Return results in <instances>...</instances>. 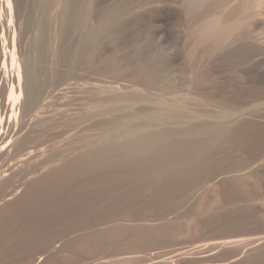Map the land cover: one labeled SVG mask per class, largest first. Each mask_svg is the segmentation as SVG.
<instances>
[{"label":"rangeland","instance_id":"374dc122","mask_svg":"<svg viewBox=\"0 0 264 264\" xmlns=\"http://www.w3.org/2000/svg\"><path fill=\"white\" fill-rule=\"evenodd\" d=\"M239 1H242L241 4ZM249 1L229 0L226 4H218L216 11L224 15L221 16V20L225 23L235 18L226 14L236 4H239V7L241 5V10L243 9L244 11L242 10L243 12H241L240 8H238L239 10L237 9L235 16L244 17L246 15V17H244L245 20L243 18V24L237 30L238 32L233 35L234 37H231L232 39L221 41V44L219 42V44L217 43L218 45H213L214 47L211 49V47L198 45L197 38L192 33L198 22L203 17L206 18L208 14L206 5H203L205 8L203 6V8L201 6H197L198 8L184 6L186 8L184 9L183 0H131L130 4L132 7L127 8L128 13L121 14L116 5L118 3L117 0H70V12L66 16L69 20L67 23H70L71 26L66 25L60 37L58 34L59 27L52 21L54 20L53 18L59 16V5L49 6L48 4L46 6V0L45 2L44 0H0V22L4 23V25L0 23L3 26L0 27V34L3 33L2 39L0 38V132L2 133H0V144H4L0 146V175L2 174L0 176V264H264V0H260V2L257 0L258 3H261V6L256 7L251 6ZM188 7L191 9L188 10ZM44 16H50L49 20H47L48 24L44 29L45 31H43L46 40L44 41L45 38L43 37L41 44L37 43L36 45L37 35L39 34L37 32L40 30L38 27L41 26ZM5 17L11 18V22ZM70 20L74 21L70 22ZM104 25H107L108 29L106 28L103 32L101 31L102 33L95 35L91 44H84L81 41L90 28L94 30V28L98 27L96 30H99L102 26L104 28ZM48 28L50 29L48 30ZM49 38H53L52 42ZM49 45L53 46L50 48ZM48 47L49 50L47 49ZM55 49L56 52L54 51ZM139 58H144L155 64L156 68H158L155 76L158 73L159 76L155 78L150 76V78L148 75L144 79L145 83L144 81L143 83L133 82V75L136 73L137 69L135 67ZM23 66L27 68L26 70L33 69L35 71L36 81H40V83L38 82L41 89L39 93L42 96L49 95V98L46 97L44 100L46 103L43 101L45 104H42V112L45 111L44 113L46 114L41 118V124L43 122L41 127L46 125L45 127L43 126L45 129L41 128L43 136H46L45 138L42 136L43 145L41 147L46 149L44 157L43 155L41 156L43 159L37 155L35 157L34 151H32L31 157H27L28 160L22 158L23 151L21 149L23 147L21 139L30 130L29 128L23 129V115L21 114L20 116L18 114L20 110L21 112L25 110V106H22V103L26 94L22 85L23 79L20 78L23 76ZM18 67L20 68L18 69ZM44 67H47L49 72ZM14 68H16V71ZM17 70L21 71H19L20 74ZM43 78H46L45 81H42ZM93 82H97L100 85L102 83L103 85L117 84L113 86L122 88L117 87V90L109 88L114 93L119 92L118 94L121 95L117 94L118 96H115L113 94L115 98L112 94L111 98L110 95L102 94L103 92L101 95L100 92L97 93L98 89L95 91V88L92 87L94 85ZM67 84H69L70 89H68ZM74 84L76 89L74 88L75 90L71 91ZM60 85H66L67 88L62 87L64 88L62 89ZM77 86L79 89H77ZM59 87L60 89H58ZM50 90L51 93H49ZM60 90L64 92L62 93ZM104 90H106L105 93L108 92L107 94H109L110 89L104 88ZM99 91L101 90L99 89ZM59 92L62 95L56 94ZM172 93H175L174 96L181 98L179 100L181 107L169 111L170 118L181 119L183 113L191 110L192 112L190 111L189 113H206L205 115L208 114V116L202 114L204 118L216 120L218 119L217 111L221 109L222 111H231L230 115L232 116L228 123L236 126V128L238 127V130L236 128V130L232 129V131L224 135V138L215 143V149H208L209 152L207 150H195V152L203 153V156L197 153L198 157L196 154H192L195 158L197 157L196 162L199 156L203 157L200 158L199 163L197 162L198 165H200V161L207 159L204 163H201L202 165L204 164V169L196 164V167L192 166V169L187 171L195 172L194 170H196L195 173L197 174L191 172L193 177L189 174L190 172L188 173L191 176L189 179L187 178L189 175L186 172H182L183 175L181 172L180 174L178 173L180 177L178 174L175 176L180 183L183 182L180 180L181 178L182 180L184 177V180L187 178V184L186 182L185 184L183 183L187 187L184 185L183 187L179 186V183H177L178 185L173 183L175 190L178 186V191L173 188L171 194L168 192V195L167 193V198L164 196L166 199L162 197L161 199L158 196L161 200L158 197L154 198V200L151 198V200L149 196L146 197L145 195V198L143 194H140V196L138 195L139 197L136 196V200L131 202L132 204L136 202L134 206L131 203L127 204V207L125 206L126 210H124L125 216L123 214V219L120 218L117 221L93 220L94 222H87L83 225V222L76 221V223L73 221L76 224L73 226L71 225L73 224L71 223L72 221L69 222V226L67 224L64 226L65 222L68 223V219H64L63 223L62 221L53 220V216L58 218L60 215L50 211H54V203L58 205L60 202L64 210L70 207L75 200V202L84 204L86 197L82 198V196L88 193L77 189V187H80L81 182L59 183L60 190H57V185L48 186V188L45 187L47 192L42 188L45 192H42L43 194L37 192L39 188H36L37 190L35 188L31 189V198L27 202L31 184L36 183L39 179L48 176L53 171L67 164L68 159L77 154V152H74L76 149L82 151L80 148H83L81 144L84 143V139L92 138L90 140L94 141L97 137H99L97 139H105L112 136L120 129L118 125L127 123L130 125V119L133 116H135L134 118L138 116L136 122L138 121L141 124H144L143 122L149 118H158L159 106L157 105V99L165 96L173 97ZM183 93L185 96H183ZM98 95L101 97H97ZM103 97H107L108 100L111 98L112 100L110 99L107 104V99L104 101ZM7 98H11L9 108L6 105L4 106ZM116 98H119L118 101H116ZM189 98L191 99L189 100ZM183 99H187V101ZM98 100L102 104H99L100 102L97 103ZM129 101H135L134 105L132 102L130 104ZM206 102L209 103L207 104ZM13 103L15 105H12ZM83 103L86 105L83 106ZM75 104H77L76 107ZM116 104L119 105L116 106ZM120 104L122 105L120 106ZM80 105L81 107L83 106L82 109ZM89 106L91 107L89 108ZM94 106L96 109L99 107V110L94 109ZM101 107L105 110L103 111ZM77 108L82 112L78 111ZM118 109L120 110L118 111ZM11 110L14 114L11 113ZM14 110L17 111L15 112ZM47 111H50L51 114L46 113ZM99 111L100 113H97ZM133 111L135 115L131 116ZM89 113L90 115H88ZM180 113L182 114L180 115ZM70 114H74L72 116L76 114V118L70 117ZM96 115L97 117H95ZM51 116L52 119H49ZM42 119L47 120H44V123ZM48 126L49 129H47ZM50 128L52 129L51 131ZM248 128L252 129L249 130ZM74 129L76 130L74 131ZM239 130L240 132L237 134L235 131ZM242 132L247 136V139H244L245 142L243 140L244 136L240 135V133L243 134ZM48 134V138H52V141L51 139L49 140L53 145L47 139ZM71 134L75 135L72 136ZM12 137L15 138L12 139ZM60 138L63 139L64 144H67L66 147H68V143L71 144L77 140V144L80 146H78L79 148L75 147L72 143V148L75 150L67 149L74 153L70 152V156L68 153V156H65L64 153L66 154V152L63 151L66 150L68 152V150L65 149L64 144L61 145L62 141H58ZM53 141L59 142V145L54 146ZM48 144L50 149L44 146ZM70 144L69 146H71ZM216 145H219V150L216 149ZM51 146L56 147L57 150L55 148L51 151ZM60 146H64L63 149ZM58 147L61 149L60 151ZM29 148L33 149V147H28L27 150ZM212 150H214L213 154L210 152ZM5 151L7 155H4L6 154ZM56 151L57 154H55ZM60 152H63L60 154L61 156L58 154ZM195 152L193 151V153ZM54 154L61 157V159L58 158L60 160L57 161V156L55 157ZM51 155L55 158H52ZM204 155L210 159V164H212H209L210 167L207 166L208 158H205ZM46 156L51 157V159L46 158ZM36 158L39 159L37 160ZM30 160L32 161L29 162ZM42 160L45 162H42ZM38 162L40 165H38ZM35 168H37V171ZM38 168L40 169L38 170ZM193 168H197L198 171ZM199 168L201 172L204 170V173L199 172ZM211 168H214V171ZM184 173L186 174L185 176ZM190 179L191 181H189ZM178 180L177 182H179ZM69 185L70 187L72 186L70 190L67 189ZM52 187L54 188L51 190ZM54 189L56 192H54ZM60 191L67 192L63 194L66 197L63 195L59 197L58 192ZM69 198L72 199L70 200ZM25 201L26 203L24 204ZM148 201L153 203L149 202L148 204ZM138 202L140 204H137ZM141 202L142 205L147 206L148 204V207L141 206ZM136 205H139V207H135ZM128 207L133 209L127 210ZM134 207L135 210L137 208V211H133L131 214L130 212L134 210ZM48 211L50 213H47ZM128 212L130 216L127 214ZM134 212L139 213L137 215ZM66 215L68 216L67 213ZM131 215L134 216L131 217ZM67 216L65 217V214L61 215V217L65 218H68ZM128 216L131 218L136 216L138 219L133 218L131 220L130 218V221ZM109 227L110 232L106 231V233L104 230H108ZM100 230L103 231L101 232ZM94 231L95 233H102L100 235L102 239H97L96 237H100L96 236L97 234H94ZM90 232L91 234H89ZM91 235L96 237L94 236L93 238ZM103 235L106 237L104 238ZM82 236H86L88 239Z\"/></svg>","mask_w":264,"mask_h":264},{"label":"bare ground","instance_id":"6f19581e","mask_svg":"<svg viewBox=\"0 0 264 264\" xmlns=\"http://www.w3.org/2000/svg\"><path fill=\"white\" fill-rule=\"evenodd\" d=\"M69 1L70 0H46V6H48V4H49V6L50 5H59V7H60V11H59V13H58V15L59 16H56L55 18H53L54 20H52L53 22H54V24H56L58 27H59V32H58V34L60 35V37H61V35L63 34V30H65L64 28H65V26L66 25H68V26H71V24L70 23H67V21H69L68 19H67V16L66 15H68V13L70 12V4H69ZM118 1V3L116 4L117 5V7L119 8V10H118V8H117V10L118 11H120V13L121 14H127L128 13V9L127 8H131L132 6H131V4H130V2H131V0H117ZM210 0H183V8L184 9H186L185 7L186 6H191V8H192V6L195 8H198L199 6H203V5H206V12L208 13L207 15H206V18H204V20H203V18L198 22V25L192 30L193 32V35H195L196 36V38H197V43H198V45H200V46H204V47H208V48H210L211 47V49H212V47H214L213 45H216L217 43L219 44V42H220V44H221V41H224V40H228L229 38H231L233 35H235L236 34V32H238L237 30L239 29V27L243 24V21L245 20V18L244 17H246V15L244 16V17H242V16H239V15H237V16H239V17H237V16H235V14H236V12H237V9L238 8H240V10H241V5H240V7H239V4L237 5H233L229 10H228V12H227V16H234L235 18L232 20V21H226L227 23H225L224 21H222L221 20V16H224L223 14H220V13H218V11H216V8H217V6H219L218 4H226L227 2H229V0H215L214 2H213V0L212 1H210ZM249 1V0H248ZM44 2H45V0H44ZM209 2V3H208ZM240 2V1H239ZM242 2V1H241ZM241 2H240V4H241ZM247 2V1H246ZM249 2H251L250 4H251V6H254V7H256V6H261V3H258L257 2V0L255 1V0H251V1H249ZM259 2H260V0H259ZM249 4V5H250ZM257 4V5H256ZM258 4H260V5H258ZM44 5V6H45ZM248 5V6H249ZM185 6V7H184ZM198 6V7H197ZM188 7V10L189 9H191V8H189ZM204 7V6H203ZM202 7V8H203ZM194 8H193V10H194ZM205 8V7H204ZM249 8H251V7H249ZM260 8V7H259ZM258 9V8H257ZM239 10V9H238ZM243 10V9H242ZM241 10V12H243ZM250 10V9H249ZM238 13H239V11H238ZM225 15V16H226ZM49 17L50 16H44V18H43V21H42V24H41V26H39L38 28L40 29V30H38V32H37V39H36V45H37V43L38 44H41V41H43V37H44V32L43 31H45L44 29H45V27H46V25L48 24V22H47V20H49ZM248 17V16H247ZM6 18V17H5ZM243 18H244V20H243ZM7 20L9 19V22H11L10 21V19L11 18H6ZM5 19V20H6ZM52 19V18H51ZM3 20V19H2ZM1 20V21H2ZM4 20V21H5ZM12 20V19H11ZM56 20V21H55ZM71 21H74V20H70V22ZM8 22V23H9ZM1 24H2V22H0ZM5 23H7V22H5ZM10 24V23H9ZM2 25H4V23L2 24ZM6 25V24H5ZM73 25H75V24H73ZM72 25V26H73ZM10 26V25H9ZM35 26V25H34ZM67 26V27H68ZM105 26V25H104ZM0 27H3V26H1L0 25ZM5 27H7V26H5ZM57 27V28H58ZM8 28V27H7ZM100 28V27H99ZM108 29V26L106 25L104 28H103V26L101 27V29H99V30H96V29H98V27L95 29L94 28V30H96V31H94V30H91V28L86 32V35L84 36V38L83 39H81V41H83V43L84 44H91V42H92V40H93V38H94V36L95 35H98V33H100L101 31L103 32V30L104 29ZM4 29V28H3ZM50 28H48V30H49ZM56 29V28H55ZM47 30V29H46ZM68 30V29H67ZM3 31V30H2ZM4 31H5V29H4ZM3 31V32H4ZM8 31V30H7ZM56 31V30H55ZM94 31V32H93ZM48 32H52V31H48ZM101 32V33H102ZM1 33V32H0ZM6 33V32H5ZM47 33V32H46ZM36 34V33H35ZM47 34H49V33H47ZM55 34V33H54ZM238 34V33H237ZM3 35V33L2 34H0V38H1V36ZM51 35H52V33H51ZM8 36V35H7ZM6 36V37H7ZM54 36V35H53ZM5 37V36H4ZM9 37H10V35H9ZM59 37V38H60ZM234 37V36H233ZM232 37V38H233ZM45 39H44V41L46 40V36L44 37ZM231 38V39H232ZM2 39V38H1ZM1 39H0V41H1ZM6 39V38H5ZM50 39V38H49ZM53 39V38H52ZM52 39H50V41L52 42ZM4 40V39H3ZM47 40H48V36H47ZM49 41V40H48ZM47 41V42H48ZM79 41V40H78ZM81 41H79V42H81ZM3 42V41H2ZM57 42V41H56ZM78 42V43H79ZM225 42H227V41H225ZM225 42H223V43H225ZM34 43V42H33ZM58 43V42H57ZM82 43V42H81ZM48 44H50L49 42H48ZM217 44V45H218ZM35 45V46H36ZM54 45V44H53ZM53 45H49L50 46V48H51V46H53ZM37 47V46H36ZM39 47V46H38ZM47 47V46H46ZM55 47V46H54ZM58 47V46H57ZM53 48V47H52ZM56 48V47H55ZM48 50H49V47L47 48ZM59 49V48H58ZM37 50V49H36ZM42 50V49H41ZM214 50V49H213ZM212 50V51H213ZM38 51H40V50H38ZM43 51H44V49H43ZM42 51V52H43ZM50 51H52V50H50ZM55 52H56V49L54 50ZM209 51V50H208ZM46 52V51H45ZM161 52H162V50H161ZM161 52H160V54H161ZM43 54H44V52H43ZM68 54V53H67ZM44 56V55H43ZM228 56H229V54H228ZM43 58V57H42ZM45 58V57H44ZM57 58V57H56ZM55 59V58H54ZM73 59V58H72ZM57 60H59V59H57ZM66 60V59H65ZM2 61V60H1ZM62 61V60H61ZM68 61V60H67ZM72 61V60H71ZM6 62V61H5ZM35 62V61H34ZM41 62V61H40ZM57 63H58V61H57ZM3 64H5V63H3ZM12 64V63H11ZM31 64V63H30ZM34 64V63H33ZM32 64V65H33ZM37 64V63H36ZM38 65L40 66V64L38 63ZM66 65V64H65ZM72 65V64H71ZM75 65V64H74ZM135 65H136V63H135ZM4 66H6V65H4ZM10 66H12V65H10ZM25 66V65H24ZM22 67V77H20L21 79H23V89H25V99H24V101H23V103H22V106L24 105L25 106V110H23L22 112H21V110L18 112V114L21 116V114L23 115V125H22V127H23V129H30L29 130V132L21 139V143H22V147H23V149H21L22 151H23V156L21 155V154H19V155H21L22 156V158H26L27 159V157H29L31 154H32V151H34L35 152V157H36V155L37 156H39V158L43 155V157H44V155H45V152H46V149H44L43 147H41V145H43V143H42V141H43V139H42V136H43V134H42V132L43 131H41V128L43 129L44 127L42 126L41 127V125L43 124V122H42V124H41V118H42V116H44V112L45 111H43L42 112V110H43V106H42V104L45 102L44 100L46 99V97H48V96H46L45 94V96H42L39 92H40V88H39V83H40V81H36V77H35V71H33V69H31V70H26L27 68H25V67ZM35 66V65H34ZM34 66H32V67H34ZM16 67V66H15ZM27 67V66H26ZM31 67V68H32ZM41 67H43V66H41ZM73 67V66H72ZM91 67V66H90ZM135 67V66H134ZM160 67V66H159ZM4 68H6V67H4ZM20 67H18V69H19ZM40 68V67H39ZM39 68H38V70H39ZM120 68V67H119ZM136 69V73L133 75V82H140V83H143V81H144V79H145V77L146 76H148L149 75V77L150 76H152L153 78H155V77H157V76H159V73H158V75L157 76H155L157 73V71H156V69H158V68H156V66H155V64H153V63H151L149 60L147 61L146 59H144V58H139L138 59V62H137V65H136V67H135ZM13 69V68H12ZM15 69V71H16V68H14ZM44 69H46L47 70V67L45 68L44 67ZM49 69V68H48ZM50 69H53V68H50ZM91 69V68H90ZM122 69V68H121ZM5 70V69H4ZM8 70V69H7ZM43 70V69H42ZM123 70V69H122ZM18 71V70H17ZM20 71V70H19ZM19 71H18V73H19ZM48 71V70H47ZM51 71V70H50ZM90 71V70H89ZM21 72V71H20ZM49 72V71H48ZM52 72V71H51ZM60 73V72H59ZM124 73V72H123ZM134 73V72H133ZM156 73V74H155ZM162 73V72H161ZM183 73V72H182ZM189 73H191V72H189ZM20 74V73H19ZM37 74H38V72H37ZM36 74V75H37ZM52 74V73H51ZM63 74V73H62ZM192 74V73H191ZM7 75V74H6ZM41 75V74H40ZM46 75H47V73H46ZM70 75V74H69ZM78 75V74H77ZM188 75H190V74H188ZM132 76V75H131ZM130 76V77H131ZM187 76V75H186ZM196 76H200V75H196ZM19 77V76H18ZM38 77V76H37ZM75 77H78V76H75ZM80 77V76H79ZM78 77V78H79ZM148 77V78H149ZM161 77V76H160ZM42 78V77H41ZM41 78H39V79H41ZM67 78V77H66ZM148 78H147V80H148ZM151 78V77H150ZM184 78H185V76H184ZM187 78V77H186ZM197 78V77H196ZM203 78V77H202ZM7 79V78H6ZM20 79V80H21ZM46 79V78H45ZM45 79L43 78V80L42 81H45ZM128 79V78H127ZM194 79V78H193ZM198 79V78H197ZM200 79V78H199ZM38 80V79H37ZM77 80V79H76ZM150 81H151V79H149ZM184 80V79H183ZM69 81V80H68ZM149 81V82H150ZM157 81V80H156ZM201 81V80H200ZM200 81H198L200 84H201V82ZM20 82V81H19ZM50 82V81H49ZM77 82H78V80H77ZM81 82V81H80ZM131 82H132V80H131ZM155 82V81H154ZM197 82V81H196ZM16 83H18V82H16ZM43 83V82H42ZM41 83V84H42ZM70 83V82H69ZM73 83V82H72ZM76 83V82H75ZM85 83V82H84ZM91 83V82H90ZM108 83V82H107ZM106 83V84H107ZM112 83V82H111ZM144 83H145V81H144ZM148 83V82H147ZM80 84V83H79ZM93 86L92 87H94L95 88V91H96V89H98V91H97V93L98 92H100V94L102 93V94H104V95H110V97H111V94H112V96H114L113 94H115V96H118V95H121V94H118V93H114L112 90H111V88L113 89V90H117L118 88H120L119 86H117L116 88L113 86V85H115V84H109V85H103V83H102V85H100L99 83H97V82H93ZM120 84V83H119ZM123 84V83H122ZM125 84H127V83H125ZM135 84V83H134ZM158 84V83H157ZM197 84V83H196ZM199 84V85H200ZM12 85V84H11ZM10 85V86H11ZM69 84H67V86H68ZM72 85V84H71ZM86 85V84H85ZM92 85V84H91ZM96 85V86H95ZM117 85V84H116ZM115 85V86H116ZM128 85V84H127ZM131 85H133V84H131ZM14 86V85H13ZM17 86H18V84H17ZM41 86V85H40ZM61 86V85H60ZM67 86L65 85V86H61V88L62 87H66L67 88ZM74 87H72V89H71V91L72 90H75L76 89V85L74 84L73 85ZM81 86V85H80ZM87 86V85H86ZM90 86V85H89ZM136 86V85H135ZM152 86V85H151ZM191 86V85H190ZM18 87H20V86H18ZM69 87V86H68ZM109 87H111V88H109ZM114 87V88H113ZM133 87V86H132ZM155 87V86H154ZM158 87V86H157ZM11 89H12V87H10ZM21 88V87H20ZM49 88V87H48ZM53 88V87H52ZM64 88H62V89H64ZM75 88V89H74ZM82 88V87H81ZM80 88V89H81ZM94 88H92L93 90H94ZM104 88L106 89H110V91H112L111 93H110V91H109V94H107V93H105L106 92V90H104ZM122 88V87H121ZM120 88V89H121ZM191 88V87H190ZM195 88V87H194ZM19 89V88H18ZM58 89H60V87L58 88ZM68 89H70V87L68 88ZM77 89H79V87L77 86ZM83 89V88H82ZM85 89V88H84ZM88 89H89V87H88ZM99 89L101 90V91H99ZM189 89V88H188ZM198 89V88H197ZM46 90V89H45ZM52 90V89H51ZM51 90H50V92L49 93H51ZM133 90V89H132ZM137 90V89H136ZM135 90V91H136ZM139 90V89H138ZM151 90V89H150ZM195 90V89H194ZM194 90H192V91H194ZM20 91V90H19ZM53 91H54V88H53ZM57 92H58V90H56ZM65 91L66 92H68L67 91V89H65ZM76 91H78V90H76ZM80 91V90H79ZM120 91V90H119ZM127 91H128V89H127ZM130 91H131V89H130ZM141 92H142V90H140ZM191 91V90H190ZM189 91V92H190ZM48 92V91H47ZM60 92H62L61 90H60ZM60 92L59 93H56V94H60ZM64 92V91H63ZM62 92V93H63ZM75 92V91H74ZM82 92V91H81ZM86 92H87V90H86ZM89 92V91H88ZM92 92H94V91H92ZM148 92V91H147ZM187 92V91H186ZM186 92H184V93H186ZM188 92V93H189ZM203 92V91H202ZM11 93H12V91H11ZM42 93V92H41ZM55 93V92H54ZM80 93V92H79ZM82 93H84V92H82ZM121 93V92H120ZM178 93V92H177ZM180 93V92H179ZM182 93V92H181ZM183 93V94H184ZM192 93V92H191ZM194 93V92H193ZM43 94V93H42ZM55 94V95H56ZM68 94H71V93H68ZM72 94H73V92H72ZM77 94V93H76ZM101 94V95H102ZM118 94V95H117ZM173 94V93H172ZM175 94V93H174ZM174 94H173V97H163V98H160L159 97V99H157V105L159 106V108H158V112H159V115H158V118H156V119H153V118H149L148 120H145V121H147L146 123H145V121L143 122L144 124H141L140 122H138V123H140V124H138L137 122H136V118L138 117V116H136V118H134L135 116H133V115H135L134 114V111H133V113L131 114V116H133V117H131V119H130V125L127 123V124H124V125H118L119 126V130H118V132L116 133L115 131V134H114V132H113V134L114 135H112V136H109V137H107V138H101V139H97V138H99V137H97L94 141L93 140H90V139H92V138H90V139H88V140H83V142L81 141V143H83V144H81V146L83 147L82 149L80 148V150H82V151H79L78 149H74V148H72L73 146H72V143L70 144V143H68V147H66L67 146V144H64V141H62L63 139H61L60 138V140H58L59 142L60 141H62L60 144L61 145H63L64 144V146L66 147L65 149H67V148H71V150H75L74 152H77V154H74L72 157H68L69 159H68V162H67V164H63L64 166L62 167V168H60V169H58V170H55V171H53L51 174H49L48 176H46V177H43V178H41V179H39L36 183H33V184H31V186H30V190H29V192H28V196H27V202H29V200H30V198H31V194H32V190L35 188H39L38 190L39 191H37V192H43V193H45L44 191H43V189L42 188H44L45 189V187H47L48 188V186L50 187V186H55V185H57V187H58V189L57 190H60V188H59V186H58V184L59 183H62V182H81V184H80V187H77V189H80V191L82 190V191H84V192H86V193H88V194H86V195H83L82 196V198H84V197H86V202L83 204V203H78V202H75L76 200V198L73 200L74 201V203H72L71 205H70V207H68L67 209H65L64 210V208L63 207H61V204H60V202H59V204L57 205H55V203H54V211H50V212H55L56 214H59L60 215V217L58 216V218H54V216H53V220H55V221H57V222H60V221H62V223H63V220L64 219H68V223L70 222V221H72L71 223H73V224H71L72 226L73 225H76L73 221H77V222H83L82 223V225L83 224H85V223H87V222H91V221H95V220H100V221H113V220H116L117 221V219H120V218H122L123 217V214H124V210H126L125 209V206L127 205V204H130L133 200H136V196H140V194H143L144 195V197H145V195H146V197H150V199L151 198H153V200H154V198H156V197H162L163 199L166 197V195H167V193L169 192L170 194L172 193L171 191L173 190V188H174V184L173 183H179L180 185L179 186H182L183 187V185L185 184V182H186V184H187V178L189 179L191 176H192V174H191V172H193V171H189V172H187L188 170H191L192 168V166H195L196 164H197V162L199 163V160H200V158L203 156V153H198V152H195V150L197 151V150H207L208 152H209V150H211L212 148L213 149H215V147H214V145H215V143H217V142H219V140H221V138H224V135H226V133L227 132H230V131H232V129H234V130H236L237 128H236V126H233V125H230L228 122H229V120H231V116L232 115H230V112H228V110H221L220 109V111L218 110L216 113V115H217V118L218 119H206V118H204V115L206 114H204V113H202V114H204V115H202L200 112V114L199 113H189V112H185V113H183V117L181 118V119H173V118H170V114H169V111H173V109H179L181 106V104H180V102H179V100L181 99L180 97H178V96H174ZM187 94V93H186ZM10 95V94H9ZM21 95V94H20ZM57 95V96H58ZM60 95H62V94H60ZM64 95V94H63ZM67 95V94H66ZM65 95V96H66ZM84 95V94H83ZM82 95V96H83ZM86 95H87V93H86ZM93 95V94H92ZM188 95V94H187ZM194 95V94H193ZM96 96V95H95ZM115 96H114V98H115ZM126 96V95H125ZM183 96H185V94L183 95ZM182 96V97H183ZM205 96V95H204ZM18 97H19V95H18ZM51 97V96H50ZM71 97V96H70ZM85 97V96H84ZM89 97V96H88ZM97 97H99V95L97 96ZM96 97V98H97ZM101 97V96H100ZM99 97V98H100ZM139 97V96H138ZM200 97V96H199ZM207 97H208V95H207ZM49 98V97H48ZM55 98V97H54ZM79 98H81V97H79ZM104 98V101H106L105 99H107V97L105 98V97H103ZM109 98V97H108ZM112 98V97H111ZM111 98H109V100L111 99ZM113 98V99H114ZM121 98V97H120ZM184 98V97H183ZM186 98H187V96H186ZM193 98V97H192ZM196 98V97H195ZM11 98H7V100L5 101V103H4V106L6 105L7 107L8 106H10V104H11V100H10ZM52 99V98H51ZM62 99V98H61ZM73 99V98H72ZM75 99H76V97H75ZM117 99V98H116ZM119 99V98H118ZM118 99L116 100V101H118ZM144 99H146L145 97H144ZM191 98H189V100H190ZM197 99V98H196ZM14 100V99H13ZM52 100H54V99H52ZM52 100H50L51 102H52ZM56 100H58L57 98H56ZM74 100V99H73ZM92 100H93V98H92ZM91 100V101H92ZM101 100H103V99H101ZM108 99H107V104H108V101H109ZM112 100V99H111ZM115 100V99H114ZM121 100V99H120ZM155 100V99H154ZM183 100H186L187 101V99H183ZM16 101V100H15ZM44 101V102H43ZM70 101V100H69ZM77 101V100H76ZM76 101H75V103H76ZM115 101V102H116ZM123 101V100H122ZM137 101V100H136ZM199 101V100H198ZM215 101V100H214ZM54 102V101H53ZM58 102H60V101H58ZM63 102V101H62ZM61 102V103H62ZM72 102V101H71ZM78 102V101H77ZM98 102H100L99 100L97 101V103ZM115 102H114V104H115ZM120 103H121V101H119ZM130 102V101H129ZM132 102V101H131ZM131 102H130V104H131ZM138 102V101H137ZM137 102H136V104H137ZM184 102V101H183ZM194 102H196V101H194ZM46 103V102H45ZM44 103V104H45ZM48 103V102H47ZM74 103V102H73ZM81 103V102H80ZM86 103V102H85ZM88 103V102H87ZM91 103H93V102H91ZM109 103H111V102H109ZM123 103V102H122ZM125 103H127V102H125ZM133 103H135V101L134 102H132V104ZM140 103V102H139ZM191 103V102H190ZM207 103V102H206ZM209 103V102H208ZM207 103V104H208ZM84 104V103H83ZM99 104H102V102H100ZM106 104V103H105ZM104 104V105H105ZM106 104V105H107ZM129 104V103H128ZM135 104V105H136ZM153 104V103H152ZM199 104V103H198ZM229 104V103H228ZM12 105H15L14 103L12 104ZM47 105V104H46ZM48 105H49V103H48ZM59 105H60V103H59ZM62 105H64V104H62ZM66 105H68V103H66ZM76 105L77 104H75V107H76ZM82 105V104H81ZM81 105H80V107H81ZM86 104H84L83 106H85ZM88 105H90V104H88ZM93 105H95L94 103H93ZM105 105V106H106ZM119 105V104H118ZM117 104H116V106H118ZM122 104H120V106H121ZM134 105V104H133ZM138 105V104H137ZM154 105V104H153ZM156 105V106H157ZM182 105H186V104H182ZM192 105V104H191ZM204 105V104H203ZM52 106V105H51ZM51 106H49V107H51ZM69 106V105H68ZM82 106V107H83ZM92 106V105H91ZM91 106H89V108L91 107ZM96 106V105H95ZM94 106V109H96V107ZM113 106V105H112ZM119 106V107H120ZM126 106H128V105H126ZM129 106H131V105H129ZM187 106V105H186ZM197 106V105H196ZM209 106V105H208ZM230 106H231V104H230ZM12 107H14V106H12ZM61 107V106H60ZM60 107H58V108H60ZM82 107H81V109H82ZM103 107V106H102ZM101 107V108H102ZM110 107V106H109ZM135 107V106H134ZM198 107V106H197ZM228 107V106H227ZM6 108V107H5ZM9 108V107H8ZM45 108V107H44ZM73 108H74V106H73ZM85 108V107H84ZM88 107H87V109H89ZM100 108V109H101ZM106 108V107H105ZM114 108H115V106H114ZM122 108V107H121ZM125 108V107H124ZM131 108H132V106H131ZM130 108V109H131ZM157 108V107H156ZM191 108V107H190ZM189 108V109H190ZM233 108H234V106H233ZM253 108H255V107H253ZM4 109V108H3ZM11 109V108H10ZM19 109V108H18ZM23 109V108H22ZM50 109V108H49ZM57 109V108H56ZM93 109V108H92ZM98 110H99V107L97 108ZM96 109V110H97ZM103 109V108H102ZM107 109V108H106ZM109 109V108H108ZM111 109V108H110ZM113 109V108H112ZM116 109V108H115ZM126 109H129V108H126ZM126 109H124V110H126ZM133 109V108H132ZM135 109V108H134ZM137 109V108H136ZM188 109V108H187ZM186 109V110H187ZM46 110H47V108H46ZM53 110V109H52ZM55 110V109H54ZM59 110V109H58ZM75 110V109H74ZM77 110H78V108H77ZM85 110V109H84ZM105 109H103V111H104ZM120 109H118V111H119ZM138 110V109H137ZM141 110V109H140ZM211 110H213V108H211ZM2 111V110H1ZM15 111V110H14ZM17 111V110H16ZM15 111V112H16ZM57 111V110H56ZM60 111H62V110H60ZM70 111V110H69ZM78 111H80V110H78ZM87 111H89V110H87ZM101 111V110H100ZM100 111L99 112H97V113H100ZM115 111H117V110H115ZM115 111H112V112H114V114L116 113ZM117 111V112H118ZM121 111H123L122 109H121ZM120 111V112H121ZM127 111V110H126ZM126 111H125V113H126ZM130 111V110H129ZM180 111V110H179ZM179 111H178V113H179ZM182 111V110H181ZM184 111V110H183ZM215 111V110H214ZM3 113H4V111H2ZM10 112V111H9ZM66 112V111H65ZM68 112V111H67ZM72 112H73V109H72ZM80 112H82V111H80ZM90 112H91V110H90ZM96 112V111H95ZM105 112H107V111H105ZM132 112V111H131ZM156 112H157V110H156ZM192 112V111H191ZM196 112V111H195ZM208 112H210V111H208ZM213 112V111H212ZM11 113H13L12 112V110H11ZM43 113V114H42ZM46 113H50V111H47ZM54 113V112H53ZM53 113H52V115H53ZM70 113V112H69ZM74 113H75V111H74ZM85 113H86V110H85ZM94 113V112H93ZM102 113H104V112H102ZM107 113H109V112H107ZM111 113V112H110ZM124 113V112H123ZM173 113V112H172ZM176 113V112H175ZM214 113V112H213ZM238 113V112H237ZM5 114V113H4ZM14 114V113H13ZM12 114V115H13ZM48 114H47V117H48ZM51 114V113H50ZM78 114H80L79 112H78ZM92 114V113H91ZM106 114V113H105ZM113 114V113H112ZM117 114V113H116ZM121 114V113H120ZM140 114V113H139ZM139 114H137V115H139ZM152 114V113H151ZM158 114V113H157ZM182 113H180V115H181ZM233 114H234V111H233ZM46 115V114H45ZM67 115V114H66ZM72 115H74V114H72ZM71 114L69 115L70 117L72 116ZM88 115H90V113L88 114ZM101 115V114H100ZM107 115V114H106ZM129 115H130V113H129ZM141 115V114H140ZM171 115H173V114H171ZM10 116V115H9ZM75 116H76V114H75ZM75 116H72V117H75ZM78 116H80V115H78ZM83 116V115H82ZM103 116V115H102ZM110 116V115H109ZM123 116V115H122ZM127 116V115H126ZM142 116V115H141ZM151 116V115H150ZM205 116H208V114L207 115H205ZM11 117V116H10ZM14 117V116H13ZM46 117V116H45ZM45 117H43V118H45ZM84 117H85V115H84ZM93 117V116H92ZM91 117V118H92ZM95 117H97V115L95 116ZM100 117V116H99ZM108 117V116H107ZM111 117H113V116H111ZM120 117H121V115H120ZM130 117V116H129ZM172 117V116H171ZM178 117V116H177ZM234 117V116H233ZM239 117V116H238ZM76 118V117H75ZM81 118V117H80ZM89 118V117H88ZM114 118V117H113ZM128 118V117H127ZM155 118V117H154ZM184 118V119H183ZM230 118V119H229ZM236 118H237V114H236ZM7 119V118H6ZM19 119V118H18ZM48 119V118H47ZM46 119V120H47ZM49 119H52V116H51V118H49ZM48 119V120H49ZM61 119V118H60ZM68 119V118H67ZM82 119H83V117H82ZM81 119V120H82ZM93 119V118H92ZM95 119V118H94ZM99 119V118H98ZM151 119V120H150ZM8 120V119H7ZM12 120H13V118H12ZM16 120V119H15ZM14 120V121H15ZM43 121L45 120V119H42ZM45 120V121H46ZM71 120V119H70ZM89 120V119H88ZM91 120V119H90ZM139 120V119H138ZM9 121V120H8ZM45 121H44V123H45ZM54 121V120H53ZM97 121V120H96ZM122 121V120H121ZM238 121V120H237ZM19 122V121H18ZM21 122V121H20ZM50 122V121H49ZM83 122V121H82ZM87 122V121H86ZM114 122V121H113ZM124 122V121H123ZM136 122V123H135ZM1 123V122H0ZM81 123V122H80ZM233 123H235V122H233ZM16 124H18V123H16ZM50 124H51V122H50ZM53 124V123H52ZM76 124V123H75ZM94 124V123H93ZM101 124V123H100ZM106 124V123H105ZM21 125V124H20ZM20 125H19V127H20ZM236 125V124H235ZM1 126V125H0ZM11 126H13V125H11ZM53 126V125H52ZM78 126V125H77ZM247 126V125H246ZM117 127V126H116ZM52 128V127H51ZM50 128V131L52 130ZM54 128V127H53ZM71 128V127H70ZM236 128V129H235ZM45 129V128H44ZM47 129H49V126L47 127ZM47 129H46V131H47ZM68 129V128H67ZM239 129H241L240 127H239ZM243 129V128H242ZM249 129V128H248ZM250 129H252V128H250ZM249 129V130H250ZM10 130V129H9ZM8 130V131H9ZM11 130H13V129H11ZM71 130V129H70ZM76 129H74V131H75ZM79 130V129H78ZM77 130V131H78ZM81 130V129H80ZM238 130V129H237ZM6 131V130H5ZM7 131V132H8ZM20 131H23V130H20ZM73 131V130H72ZM101 131V130H100ZM243 131V130H242ZM3 132V131H2ZM17 132H18V130H17ZM49 132V131H48ZM68 132V131H67ZM235 132H237V134H238V132H240V130L239 131H235ZM249 132V131H248ZM1 133V132H0ZM6 133V132H5ZM16 133V132H15ZM63 133H65V132H63ZM73 133V132H72ZM103 133V132H102ZM111 133V132H110ZM243 133V132H242ZM250 133V132H249ZM2 134V133H1ZM4 134V133H3ZM19 134V133H18ZM45 134V133H44ZM54 134V133H53ZM52 134V135H53ZM55 134H56V132H55ZM75 134H76V132H75ZM75 134H73V135H75ZM67 135V134H66ZM72 135V134H71ZM72 135V136H73ZM240 135H242V136H244L243 137V140L247 137L246 136V134H241L240 133ZM248 135V134H247ZM23 136V135H22ZM68 136H69V134H68ZM107 136V135H106ZM242 136H240V137H242ZM9 137V136H8ZM10 137H11V135H10ZM9 137V138H10ZM44 137V136H43ZM46 137V136H45ZM44 137V138H45ZM49 137V134H48V136H47V139H48V141L50 142V140L49 139H51V141H52V138H48ZM54 137V136H53ZM63 137V136H62ZM65 137V136H64ZM75 137V136H74ZM95 137V136H94ZM248 137H249V135H248ZM251 137V136H250ZM13 138H15V137H12V139ZM59 137H58V135H57V139H58ZM70 138V137H69ZM68 138V139H69ZM5 139V138H4ZM7 139V138H6ZM11 139V138H10ZM239 139V138H238ZM247 139V138H246ZM245 139V140H246ZM46 140V139H45ZM66 140V139H65ZM223 140H225V139H223ZM234 140V139H233ZM241 140V139H240ZM245 140H244V142H245ZM250 140V139H249ZM4 141H6V140H4ZM9 141V140H8ZM7 141V142H8ZM13 141V140H12ZM20 141V140H19ZM57 141V140H56ZM54 142L53 141V143H54V146H58L59 145V142ZM67 141V140H66ZM78 141V140H77ZM77 141H75L74 143H73V145L75 146V147H78V146H80V145H78L77 143ZM91 141H93V142H91ZM7 142H5V143H7ZM10 142V141H9ZM48 142V143H49ZM3 143V142H2ZM20 143V144H21ZM46 143V142H45ZM55 143H57V144H55ZM65 143H67V142H65ZM80 143V142H79ZM230 143V142H229ZM232 143V142H231ZM233 143H234V141H233ZM249 143H250V141H249ZM8 144H10V143H8ZM12 144V143H11ZM10 144V145H11ZM17 144V143H16ZM50 144H52V142H50ZM69 144L71 145V146H69ZM246 144V143H245ZM2 145H4V144H2ZM1 144H0V146H2ZM18 145V144H17ZM53 145V144H52ZM9 146V145H8ZM7 146V147H8ZM40 146V147H39ZM44 146H49V144L48 145H44ZM53 146V147H54ZM64 146H60V148L61 149H63V147ZM219 146V145H218ZM217 145H216V149H218L219 150V148L220 147H218ZM13 147V146H12ZM16 147V146H15ZM28 147H33V149L32 148H29L28 150H27V148ZM52 147V146H51ZM52 147V148H53ZM11 148V147H10ZM51 148V151L52 150H54L56 147H54L53 149ZM79 148V147H78ZM226 148V147H225ZM228 148V147H227ZM239 148V147H238ZM7 149V148H6ZM5 149V150H6ZM12 149V148H11ZM48 149H50V147H48ZM61 149H59V147H58V150L60 151ZM69 149H67L68 150V152L65 150V151H63V152H66V154L64 153V155L66 156L67 155V153H68V155H69V153L71 152ZM209 149V150H208ZM230 149V148H229ZM20 150V151H21ZM56 150H57V148H56ZM79 152H78V151ZM7 151V150H6ZM5 151V152H6ZM58 151V152H59ZM193 151L195 152V153H193ZM204 151V152H205ZM213 151L214 150H212V151H210L212 154H213ZM1 152H2V150H1ZM3 152H4V150H3ZM43 152H44V154H43ZM54 152V151H53ZM63 152H60V153H58L59 154V156H61L60 154L61 153H63ZM74 152H71V153H74ZM200 152V151H199ZM216 152V151H215ZM17 153H19V152H17ZM200 154V155H202V156H199V159H198V161L196 162V158L198 157V154ZM207 153V152H206ZM223 153V152H222ZM47 154V153H46ZM55 154H57V151H56V153ZM54 154V156L56 157L57 156V161L58 160H60L61 159V157H59L58 155H55ZM192 154H196L197 155V157L195 158L194 157V155H192ZM212 154H211V157H212ZM4 155H7V152H6V154H4ZM19 155H18V157H19ZM63 155V156H64ZM67 155V156H68ZM72 155V154H71ZM207 155V154H206ZM50 156V155H49ZM70 156V155H69ZM208 156V155H207ZM206 156V157H207ZM14 157V156H13ZM16 157V156H15ZM17 157V158H18ZM31 157V156H30ZM48 156H46V158H47ZM51 157L52 158H55V157H53L52 155H51ZM51 157H48V158H50L51 159ZM204 157H205V155H204ZM205 157V158H206ZM209 157V156H208ZM207 157V158H208ZM21 158V157H20ZM32 158H34V157H32ZM39 158H36L37 160L39 159ZM42 158V157H41ZM58 158H60V159H58ZM203 158V157H202ZM210 158V157H209ZM208 158V167H210L209 166V164H210V159ZM10 159V158H9ZM8 159V160H9ZM43 159V158H42ZM67 159V158H66ZM214 159V158H213ZM15 160H16V158H15ZM18 160V159H17ZM28 160V159H27ZM49 160V159H48ZM205 161L207 160V159H204ZM23 161V163H24V159L22 160ZM32 160H30L29 162H31ZM36 161V160H35ZM45 161H46V159H45ZM45 161H43L42 160V162H45ZM53 161V160H52ZM205 161H200V165H198L197 164V166H202V167H200V168H203V165L201 164V163H204ZM227 161V160H226ZM18 162H21V161H18ZM41 162V163H42ZM55 162V161H54ZM54 162H52V163H54ZM9 163H11V162H9ZM8 163V164H9ZM16 163V162H15ZM26 163V162H25ZM33 163H34V161H33ZM36 163V162H35ZM56 163V162H55ZM213 163V162H212ZM19 165H20V163H18ZM22 164V163H21ZM28 164V163H27ZM31 164V163H30ZM49 164V163H48ZM214 164V163H213ZM217 164V163H216ZM11 165H12V163H11ZM14 165V164H13ZM24 165V164H23ZM33 165V164H32ZM38 165H40L39 164V162H38ZM50 165V164H49ZM210 165H212V164H210ZM223 165V164H222ZM6 166H7V164H6ZM15 166H17V165H15ZM35 166H37V165H35ZM205 166H206V164H205ZM21 167V166H20ZM30 167V166H29ZM34 167V166H33ZM39 167H41V166H39ZM196 167V166H195ZM215 167V166H214ZM218 167V166H217ZM216 167V168H217ZM59 168V167H58ZM199 168V169H200ZM206 168V167H205ZM11 169V168H10ZM36 169V171H37V168H35ZM34 169V170H35ZM40 168H38V170H39ZM193 169H197V168H193ZM204 169V168H203ZM212 170L214 169V168H211ZM26 171V170H25ZM28 171V170H27ZM195 172H196V170H194ZM197 171H198V169H197ZM206 171V170H205ZM208 171V170H207ZM214 171V170H213ZM3 172V171H2ZM35 172V171H34ZM180 172H181V174H182V172H186L188 175V177L186 178V180H184V178H183V180H182V178L180 179L181 181H183V182H181L180 183V181L175 177L178 173L180 174ZM195 172H193L194 174H197V173H195ZM199 172H201V169H200V171ZM198 172V173H199ZM8 173V172H7ZM201 173H204V170H203V172H201ZM200 173V174H201ZM206 173V172H205ZM179 174H178V176H179ZM193 174V175H194ZM2 175V174H1ZM0 175V176H1ZM4 175V174H3ZM5 175H7V174H5ZM183 175V174H182ZM181 175V176H182ZM186 174L184 173V176H185ZM202 175V174H201ZM180 177V176H179ZM183 177V176H182ZM193 177V176H192ZM199 177V176H198ZM203 177V176H202ZM197 179V178H196ZM177 180L179 181V182H177ZM189 181H191V179L189 180ZM184 183V184H183ZM79 184V183H78ZM173 184V185H172ZM175 184V185H176ZM182 184V185H181ZM178 185V184H177ZM176 185V186H177ZM38 186V187H37ZM74 186V185H73ZM76 186V185H75ZM175 186V187H176ZM184 186H186L187 187V185H184ZM65 187V186H64ZM72 187V186H71ZM70 185H69V188H67V189H69L70 190ZM47 188L45 189L46 190V192H47ZM54 187H52L51 188V190L53 189ZM62 189H63V187H61ZM178 186L176 187V190H175V188H174V190L175 191H178ZM180 188V187H179ZM32 189V190H31ZM36 189V190H37ZM35 190V191H36ZM49 190H50V188H49ZM181 190H182V188H181ZM67 191V190H66ZM73 191H75L74 189H73ZM54 192H56L55 191V189H54ZM41 193H39L40 195H41ZM42 193V194H43ZM59 193V197H62V196H60V195H63V194H66L67 192H62V191H60V192H58ZM58 193H56V194H58ZM79 193V192H78ZM169 193H168V195H169ZM47 194V193H46ZM45 194V195H46ZM55 194V195H56ZM69 194V193H68ZM67 194V195H68ZM52 195V194H51ZM51 195H50V197H51ZM70 195V194H69ZM71 195H73L72 193H71ZM81 195H82V192H81ZM36 196V195H35ZM34 196V197H35ZM43 196V195H42ZM64 197H66L65 195H63ZM138 196V197H139ZM165 196V197H164ZM37 197V196H36ZM35 197V198H36ZM49 197V196H48ZM70 197V196H69ZM145 197V198H146ZM158 197V199H160ZM7 198V197H6ZM73 198V197H72ZM72 198H69L70 200L72 199ZM81 198V197H80ZM143 198V197H142ZM161 198V199H162ZM167 198V197H166ZM165 198V199H166ZM41 199V198H40ZM43 199V198H42ZM160 199V200H161ZM34 200V199H33ZM33 200H31V201H33ZM44 200V199H43ZM84 200V201H85ZM144 200V199H143ZM147 200V199H146ZM152 200V199H151ZM35 201V200H34ZM33 201V202H34ZM141 201V200H140ZM156 201V200H155ZM154 201V202H155ZM167 201V200H166ZM68 202V201H67ZM81 202H83V201H81ZM149 202L151 203V201H148V204H149ZM26 203V201L24 202V204ZM135 204H136V202H134ZM134 203L132 204L133 206H134ZM153 203V202H152ZM151 203V204H152ZM28 204V203H27ZM67 204V203H66ZM137 204H140V202H138ZM147 204V203H146ZM148 204H147V206L146 205H142V202H141V206H146V207H148ZM19 205V204H18ZM64 205V204H63ZM132 205H128L129 207L130 206H132ZM160 205V204H159ZM158 205V206H159ZM24 206V205H23ZM132 206V207H133ZM140 206V207H141ZM27 207H29V206H27ZM51 207H53V206H51ZM67 207V206H66ZM127 207V206H126ZM127 208V210L128 209H131V208ZM135 207H139V205H136ZM135 207H134V210H132L130 213L132 214L133 213V211H137V208H136V210H135ZM153 207V206H152ZM142 208V207H141ZM22 209H24V208H22ZM133 209V208H132ZM138 209H140V208H138ZM145 209V208H144ZM30 210V209H29ZM27 211H28V209H27ZM139 211V210H138ZM49 211L47 212V213H50ZM140 212V211H139ZM138 212V213H139ZM46 213V212H45ZM66 213L68 214V216L66 215ZM136 212H134V214H135ZM138 213H136L137 215H138ZM63 214H65V217L67 216L68 218H65V217H61V215H63ZM129 216H130V214H129V212L127 213ZM142 214V213H141ZM140 214V215H141ZM47 215V214H46ZM51 215H53L52 213H51ZM124 216H125V214H124ZM127 216V215H126ZM128 216V217H129ZM132 216H134V215H131V217ZM127 217V218H128ZM131 217H129V220H130V218ZM140 217V216H139ZM133 218H136V216L135 217H133ZM133 218H131V220H133ZM141 218V217H140ZM123 219V218H122ZM136 219H138V218H136ZM51 220V219H50ZM53 220H51V221H53ZM130 220V221H131ZM65 221H67V220H65ZM64 221V222H65ZM93 221V222H94ZM119 221H121V220H119ZM124 221H125V219H124ZM128 221V220H127ZM136 221V220H135ZM76 222V223H77ZM68 223H64V226L67 224L68 226L70 225V223L68 224ZM117 223V222H116ZM54 224V223H53ZM81 224V223H80ZM80 224H78V225H80ZM89 224V223H88ZM60 225H62V224H60ZM64 226H61V227H63V228H67V227H64ZM117 227V226H116ZM112 229V228H111ZM109 230V231H108ZM108 230H104L105 232L107 231L108 233L110 232V227H109V229ZM101 231V230H100ZM103 231V230H102ZM101 231V232H102ZM97 232H98V230H97ZM104 232V233H105ZM106 232V233H107ZM103 233V234H104ZM89 234H91V232L89 233ZM94 234H97L96 236H99L100 237V235H102V233H95V231H94ZM119 234V233H118ZM87 235V234H86ZM104 235H106V234H104ZM103 235V236H104ZM92 236V235H91ZM94 236L95 235H93L92 237L94 238ZM95 236V237H96ZM83 237V236H82ZM81 237V238H82ZM87 237H88V235H87ZM86 236L85 237H83V238H87ZM90 237V236H89ZM91 237V238H92ZM106 236H104V238H105ZM97 239H102V236L100 237V238H98V237H96ZM88 239V238H87ZM84 240V239H83ZM93 240V239H92ZM101 241V240H100ZM99 241V242H100ZM89 242H91V241H89ZM91 244V243H90ZM93 246V245H92ZM100 247V246H99ZM94 248V247H93ZM81 251V250H80ZM90 251V250H89ZM72 252V251H71ZM70 252V253H71ZM85 252V251H84ZM78 253V252H77ZM74 257V256H73ZM67 259V258H66Z\"/></svg>","mask_w":264,"mask_h":264}]
</instances>
